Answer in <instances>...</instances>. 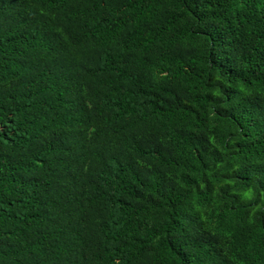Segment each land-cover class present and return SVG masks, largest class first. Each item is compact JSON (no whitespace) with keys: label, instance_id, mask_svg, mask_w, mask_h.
Listing matches in <instances>:
<instances>
[{"label":"trees","instance_id":"trees-1","mask_svg":"<svg viewBox=\"0 0 264 264\" xmlns=\"http://www.w3.org/2000/svg\"><path fill=\"white\" fill-rule=\"evenodd\" d=\"M0 264H264V0H0Z\"/></svg>","mask_w":264,"mask_h":264}]
</instances>
